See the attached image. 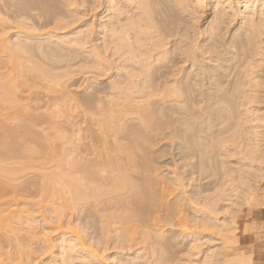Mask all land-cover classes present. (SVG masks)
<instances>
[{"label": "bare ground", "instance_id": "bare-ground-1", "mask_svg": "<svg viewBox=\"0 0 264 264\" xmlns=\"http://www.w3.org/2000/svg\"><path fill=\"white\" fill-rule=\"evenodd\" d=\"M0 25V264H251L221 256L264 177V0H0Z\"/></svg>", "mask_w": 264, "mask_h": 264}, {"label": "rangeland", "instance_id": "rangeland-1", "mask_svg": "<svg viewBox=\"0 0 264 264\" xmlns=\"http://www.w3.org/2000/svg\"><path fill=\"white\" fill-rule=\"evenodd\" d=\"M8 13L11 14V12H8ZM10 14L8 16L9 18L14 17L13 15L10 16ZM2 28L5 30L8 29L6 26L0 25V29H2ZM7 34H8V36H11L10 32H8V31H7ZM0 66H2V68L0 67V69H1L0 71L3 70L2 72H4V69H3L4 65L2 62L0 63ZM72 78H73V81L71 84L75 87V89L77 91L84 90L92 82V80H88L85 75H82V73H80L78 71H76L73 74ZM95 81H96V83L100 82L98 78ZM23 95H25V94H23ZM40 95H42V94H40ZM44 96L42 95V97H40V96H38V97L43 98ZM32 98H34V96ZM45 98H46V96H45ZM45 98H43V100L40 101L41 103L39 102L40 104H38V105L45 107L48 104L47 103L48 101L45 100ZM35 99H33V100H35ZM37 102H38V100H37ZM45 103H46V105H44ZM178 140H179V138H177L175 136H169V137L167 136L166 138L159 137V139L154 142V145H153L154 149L153 150L154 151L156 150V153L154 154L153 158L155 159L156 164L154 162H153V164H155L156 168H158L157 173L159 175L160 174L165 175L166 177L169 178V177H172L173 175H177L179 172H182L184 175L185 172H187L189 170L186 167L183 168V163L181 164V160H179V157L177 156L176 145L178 143ZM189 162L194 163L195 160H191ZM175 177H179V176H175ZM26 178L28 179L29 177H26ZM19 193L21 194L22 192L19 191ZM245 197L254 198L256 200V202L258 203V205H256V204H251V205L250 204H244L240 208V211L238 213H236V217H235L236 229L233 228L235 231L232 230V232L234 231L232 237L229 234L230 232L223 234V235H226V237H229V239L227 240V243L230 244V246H229V244L227 245L228 247L226 248L225 254L223 256H221V258H223V260L225 258L228 260V258L233 259L235 256H240L242 254L248 255L249 253H251L249 249L247 250V246H244V242L242 240V237H243L244 233L246 232L245 225H244V214L246 211L264 210V206H261L259 203V202L264 201V177H263V179L260 180V182L256 183L252 187L251 191L248 192L244 196V198ZM247 205H249V206H247ZM21 208H23V207L19 206L17 209H21ZM226 217H229L228 214H226ZM0 234H1V232H0ZM256 238H257V240H259V237H256ZM207 247H208V245H202V246H200L199 249L196 250V252L201 253L202 251L206 250ZM6 250H9V249H6ZM181 250H182V247L179 249H176L175 253L176 252L179 253V252H181ZM200 255L201 254H199L198 257H200ZM174 257L175 258L178 257L177 262L175 264H184L183 263L184 261L186 264H192V263H189L190 262L189 260L195 261L196 260L195 257H197V256L188 257L187 255H182V252H181L180 254H176ZM187 259H189V260H187ZM222 264H224V262Z\"/></svg>", "mask_w": 264, "mask_h": 264}, {"label": "crops", "instance_id": "crops-1", "mask_svg": "<svg viewBox=\"0 0 264 264\" xmlns=\"http://www.w3.org/2000/svg\"><path fill=\"white\" fill-rule=\"evenodd\" d=\"M244 225L246 232L242 240L251 252L248 254L252 256L251 264H264V210L246 211Z\"/></svg>", "mask_w": 264, "mask_h": 264}]
</instances>
